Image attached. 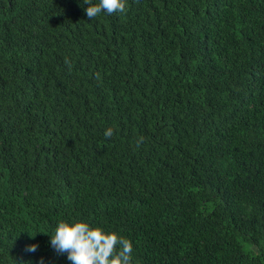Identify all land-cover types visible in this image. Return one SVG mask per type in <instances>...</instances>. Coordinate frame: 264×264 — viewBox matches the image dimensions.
<instances>
[{
	"label": "trees",
	"instance_id": "16d2710c",
	"mask_svg": "<svg viewBox=\"0 0 264 264\" xmlns=\"http://www.w3.org/2000/svg\"><path fill=\"white\" fill-rule=\"evenodd\" d=\"M86 7L0 0V264H69L61 219L133 264H264V0Z\"/></svg>",
	"mask_w": 264,
	"mask_h": 264
},
{
	"label": "clouds",
	"instance_id": "9594fccd",
	"mask_svg": "<svg viewBox=\"0 0 264 264\" xmlns=\"http://www.w3.org/2000/svg\"><path fill=\"white\" fill-rule=\"evenodd\" d=\"M87 7L84 11L90 19L101 13L111 15L123 13L126 0H81ZM113 129L108 127L104 136L111 137ZM50 238V246L60 255H66L69 264H133V245L129 239L114 230H106L81 219L57 221ZM37 244L26 250L35 252ZM39 264H45L41 259Z\"/></svg>",
	"mask_w": 264,
	"mask_h": 264
}]
</instances>
